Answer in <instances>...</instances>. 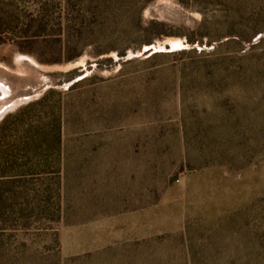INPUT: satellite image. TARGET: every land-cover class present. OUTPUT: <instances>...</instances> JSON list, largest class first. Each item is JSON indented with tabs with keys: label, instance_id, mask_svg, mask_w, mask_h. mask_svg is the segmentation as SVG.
<instances>
[{
	"label": "rangeland",
	"instance_id": "rangeland-1",
	"mask_svg": "<svg viewBox=\"0 0 264 264\" xmlns=\"http://www.w3.org/2000/svg\"><path fill=\"white\" fill-rule=\"evenodd\" d=\"M202 14L177 0H0V124L43 97L26 126L64 110L60 149L42 142L0 172V264H199L213 256L205 235H264L260 92L181 90L167 68L183 48L147 49L215 46ZM95 25L119 32L98 57ZM197 139L214 148L190 146L193 170L181 154Z\"/></svg>",
	"mask_w": 264,
	"mask_h": 264
},
{
	"label": "trees",
	"instance_id": "trees-1",
	"mask_svg": "<svg viewBox=\"0 0 264 264\" xmlns=\"http://www.w3.org/2000/svg\"><path fill=\"white\" fill-rule=\"evenodd\" d=\"M177 1L187 8L199 10L203 13L202 20L197 25L196 30H204L208 39L218 43L209 49L198 48L193 45L192 39H187L188 48L170 52L173 60L170 61L167 70L175 75V86L181 90H204L216 93H226L234 89L258 90L262 96V101H264V35L258 41H254L258 35L264 33V0ZM241 1H243L242 5ZM146 2L142 1V7L145 6ZM217 5L224 7L222 8V15L219 19L209 21L204 14L205 11L202 10L208 6ZM44 10L48 12L49 8ZM141 11L142 9L137 15L140 20ZM47 17L48 15H43L44 19ZM94 22L98 24L97 19ZM83 28L84 25L81 24L76 31H74L75 29L73 32L68 31V43H72V36H75V34L77 37H81L85 33ZM118 33L117 31L105 32L98 25L90 29L88 34H91L93 43L102 40V42H106L107 46L106 49L100 50L96 49V47L95 49L92 48V55L98 57L107 54L112 49L109 42L117 38ZM129 33V30L121 31V39L128 38ZM223 38H226V40L221 41ZM124 54V51H122L121 56H124ZM78 84L80 82L75 83V88ZM52 92L53 90L49 91V93ZM44 100L45 97L27 104L17 111L16 114L7 116L1 122L0 139L7 135L13 137L12 148L0 151V172L5 174L3 178L12 177L6 174L7 170L16 172L24 166L25 163L23 164L22 162L25 160L24 157L28 149H33L36 152L37 146L41 145L42 142L47 143V147L56 144V147L60 149L61 124L64 118V110L61 109L59 112L61 115L47 117V121L50 123H46L47 121L45 120V122L40 121L38 124L29 123L26 126V117L35 108L42 106L40 104ZM233 129L236 135L246 134V130L243 131L241 126H235ZM262 131L264 133V128ZM250 132H255L254 143L258 144V135L256 133L258 131L250 130ZM199 133L205 134L207 131L200 130ZM187 144L189 151L185 150L181 154L183 164L189 166L190 169L196 170L198 164L191 156L193 154L191 147H194L196 153H198L205 148L209 147L210 149L211 146L214 148V144H207L203 139L189 141ZM258 147L253 145L252 151L257 152L259 150ZM3 195H8V192H0V200ZM21 196L23 197V194Z\"/></svg>",
	"mask_w": 264,
	"mask_h": 264
},
{
	"label": "crops",
	"instance_id": "crops-1",
	"mask_svg": "<svg viewBox=\"0 0 264 264\" xmlns=\"http://www.w3.org/2000/svg\"><path fill=\"white\" fill-rule=\"evenodd\" d=\"M212 240V259L199 264H264V235H205Z\"/></svg>",
	"mask_w": 264,
	"mask_h": 264
},
{
	"label": "water",
	"instance_id": "water-1",
	"mask_svg": "<svg viewBox=\"0 0 264 264\" xmlns=\"http://www.w3.org/2000/svg\"><path fill=\"white\" fill-rule=\"evenodd\" d=\"M264 35V33H262V34H260V35H258L255 39H254V41L256 42V41H258L262 36ZM189 46L188 45H186V46H183V45H179V44H176V43H172V44H169V45H165V44H160V45H157V46H151L150 48H147L148 50L149 49H153L154 51H162V50H167V49H169V50H172V49H176V48H188ZM195 47H198V48H201V47H199V46H197V45H195ZM204 48V47H203Z\"/></svg>",
	"mask_w": 264,
	"mask_h": 264
},
{
	"label": "flooded vegetation",
	"instance_id": "flooded-vegetation-1",
	"mask_svg": "<svg viewBox=\"0 0 264 264\" xmlns=\"http://www.w3.org/2000/svg\"><path fill=\"white\" fill-rule=\"evenodd\" d=\"M3 114L2 112L0 113V115Z\"/></svg>",
	"mask_w": 264,
	"mask_h": 264
},
{
	"label": "bare ground",
	"instance_id": "bare-ground-1",
	"mask_svg": "<svg viewBox=\"0 0 264 264\" xmlns=\"http://www.w3.org/2000/svg\"><path fill=\"white\" fill-rule=\"evenodd\" d=\"M6 68V67H5ZM17 74V73H16ZM3 113V112H2Z\"/></svg>",
	"mask_w": 264,
	"mask_h": 264
}]
</instances>
